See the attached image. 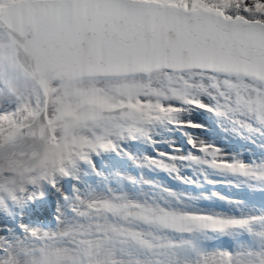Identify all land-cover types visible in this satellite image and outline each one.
<instances>
[{"label": "snow or ice", "instance_id": "1", "mask_svg": "<svg viewBox=\"0 0 264 264\" xmlns=\"http://www.w3.org/2000/svg\"><path fill=\"white\" fill-rule=\"evenodd\" d=\"M194 114L264 137V0H0V264H264V155Z\"/></svg>", "mask_w": 264, "mask_h": 264}, {"label": "rangeland", "instance_id": "2", "mask_svg": "<svg viewBox=\"0 0 264 264\" xmlns=\"http://www.w3.org/2000/svg\"><path fill=\"white\" fill-rule=\"evenodd\" d=\"M192 118L195 121L204 123L207 127V131L199 132V136L201 138L205 139L208 142H213L221 147L220 141H217L215 139H212L209 141L208 139L209 133L207 132L211 131L213 134H216L217 136L222 135V138L226 139L229 143L233 145L234 151L233 149L232 151L223 149L225 152L228 151L229 154L237 156L246 162L251 161L253 158H260L261 155H264V137L253 136L252 140H255V142L253 143L252 140L246 138L242 134H238L233 131L222 130V128L219 127L216 123H214L212 119L208 118L207 114H194ZM177 143L182 144L183 140L182 139L178 140ZM159 147H160V150L162 151H169L166 145H160ZM146 154L156 156V152L151 148L147 149ZM180 154H186V152H182ZM138 171H139L138 169H135L132 171L131 174L136 175ZM184 175L186 177H192L193 179H196V187H192L191 185H181L178 181L171 179L168 176V174L163 171H159L155 173L146 172L147 178L157 180L158 182H161L178 191L188 192L189 194H194L198 197L201 195H207L209 197L208 199H198L197 201L198 206L204 210L220 211V210H231L234 208L233 205L226 203L225 200H218V199L212 198L211 194L213 192L218 193L220 196L228 198L229 200H242L240 195L234 193L235 190L242 189L241 191L244 190V192L248 193L249 195L253 191L252 189H249L246 185H241L237 183L235 181V178L231 176L223 177L222 182H218L213 186V185H208L204 183L202 178H197L191 172L190 169L186 170L184 172ZM209 178L213 180H217V181L221 180V177L216 174H211ZM254 199H255L254 200L255 209L253 210L257 209L260 211H264V196H261L259 194V190H256ZM227 206L230 209H228Z\"/></svg>", "mask_w": 264, "mask_h": 264}, {"label": "bare ground", "instance_id": "3", "mask_svg": "<svg viewBox=\"0 0 264 264\" xmlns=\"http://www.w3.org/2000/svg\"><path fill=\"white\" fill-rule=\"evenodd\" d=\"M212 121V120H211ZM207 133H209V136H208V139H209V141L210 140H212V139H215V140H217V141H220V143H221V148L222 149H227L228 151H232V149H233V151H234V147H233V145L231 144V143H229L226 139H224V138H222V135L221 136H217L216 134H213L211 131H209V132H207ZM215 133V132H214ZM237 149H238V147H237ZM227 151V152H228ZM229 153V152H228ZM245 187V186H244ZM242 190V189H241ZM241 190H235L234 191V193H236V194H238V195H240L241 196V198H242V201L244 202V206H247L248 205V198H249V194L248 193H245L244 192V190L243 191H241ZM260 194V193H259ZM259 199V198H258ZM263 199V198H262ZM255 200V199H254ZM261 203V202H260ZM228 205V204H227ZM262 205V204H261ZM229 206V205H228ZM228 206H227V208H228ZM232 208V207H231ZM228 209H230V208H228ZM263 209V208H262ZM257 210V209H256ZM258 211H260V210H258Z\"/></svg>", "mask_w": 264, "mask_h": 264}]
</instances>
